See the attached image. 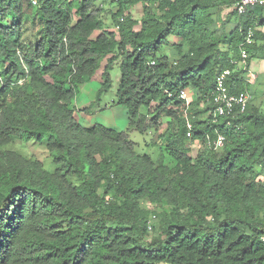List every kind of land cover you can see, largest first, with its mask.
Instances as JSON below:
<instances>
[{"label": "trees", "instance_id": "1", "mask_svg": "<svg viewBox=\"0 0 264 264\" xmlns=\"http://www.w3.org/2000/svg\"><path fill=\"white\" fill-rule=\"evenodd\" d=\"M25 2L0 0V264H264V89L233 63L250 27L248 65L264 59V7L28 0L30 13ZM115 64L128 126L83 125L76 111L95 112ZM226 68L230 93L252 98L223 116L213 95ZM100 72L95 101L78 109ZM130 131L157 134L158 155L137 153ZM17 141L47 150L52 166L8 148Z\"/></svg>", "mask_w": 264, "mask_h": 264}, {"label": "rangeland", "instance_id": "2", "mask_svg": "<svg viewBox=\"0 0 264 264\" xmlns=\"http://www.w3.org/2000/svg\"><path fill=\"white\" fill-rule=\"evenodd\" d=\"M25 3H26L25 4L26 11L31 13L32 10H31V7L28 6V0H26ZM28 12L26 13V17L28 16ZM134 12H135L136 17H140L142 14L141 6L139 5L138 7H136ZM31 19L32 18H28V21H27L26 29H27L28 33L35 32V31H33L34 26L32 25ZM104 64H105V62H104ZM111 73H112V79H113L112 87L107 92H105L102 95V99L100 101H97V104L95 106H93L95 109V112L100 113L99 111H96V108L98 110L99 106L105 107L102 110V111H105V110L109 109V108H106V106L111 107L113 105H116V104H114V100L116 99V89H117L119 77H120L119 64H115ZM98 78L97 77L93 78V80H92L93 82L91 83V84H94L95 82H97V84H98L97 91L101 87V72L98 75ZM83 91H84V88L82 86V87H80V90H79V93H78V96H77V99L75 102L76 105H77V103H80L81 97L84 98L82 96ZM260 91L262 92L263 90H260ZM96 94H97V92H96ZM95 98H96V95H95ZM95 98L90 103L94 102ZM262 104H263V111H264V101L262 102ZM88 105H90V104H88ZM88 105H86V106H88ZM116 110H117L116 113L112 114L114 116V120L116 121V125H114V126L109 125L106 122H102V123L105 125H108V126L116 127L118 129H125L128 126V120L124 117V115L122 114V111H120L118 109H116ZM85 114H87V113H83V112L79 111L77 114V119L83 125L86 126L87 123L85 122V120H86L85 118H87V120H91L88 122H93V117H92L93 115L92 116H90V115L86 116ZM103 114L105 117L110 115L111 121H113L111 112H109V113L103 112ZM97 120L103 121L104 119L102 118V116H100ZM97 120H95V121H97ZM93 124H94V122H93ZM164 127H165V125L163 126V128ZM163 128H162V130H163ZM152 134H153L152 132L141 133L139 131H130V138H131V140H133L136 143V152L137 153H139V154L150 153V154L154 155L155 157L158 155V153H159L158 148L153 146L154 145L153 142L155 141L157 134H153V135ZM8 148H12V149L21 151L23 154L28 155V156L38 157L39 159L46 162V165L48 167L52 166V164H50V157H49L48 151L43 149L42 147L32 143V142L24 143L21 141H17L15 144L8 145ZM145 205H148V203L145 202ZM148 207L152 208L149 205H148Z\"/></svg>", "mask_w": 264, "mask_h": 264}, {"label": "built area", "instance_id": "3", "mask_svg": "<svg viewBox=\"0 0 264 264\" xmlns=\"http://www.w3.org/2000/svg\"><path fill=\"white\" fill-rule=\"evenodd\" d=\"M34 4H38V0H32ZM259 6L264 7V0H238L235 3V8L239 15H244L248 12L252 7ZM118 29V26H116ZM254 41V28L250 27L246 33V37L242 43L241 48V59L239 61H233L234 64L239 68L249 69L248 65V57L249 54L246 50L247 45L252 44ZM233 70L231 68L223 69L219 72L216 78V86L213 95V103L215 106V114L216 115H229L232 113L235 108L241 109V111L246 110L252 95L249 92H242L240 94H231L229 87L227 85V80L231 76ZM251 75L253 79L257 77L252 71ZM179 99H184L187 103H189L190 95L186 89H181L178 95ZM188 132L187 135L191 136L193 133V127L191 122L187 123ZM215 148H220L224 145V137L219 135L215 141L211 143Z\"/></svg>", "mask_w": 264, "mask_h": 264}, {"label": "crops", "instance_id": "4", "mask_svg": "<svg viewBox=\"0 0 264 264\" xmlns=\"http://www.w3.org/2000/svg\"><path fill=\"white\" fill-rule=\"evenodd\" d=\"M238 1V0H237ZM236 3V2H235ZM255 13H256V16H259V15H261V12H260V8H254V9H252ZM232 11H235V4L233 5V6H231V7H229L228 9H226V13H230V12H232ZM263 13H264V11H263ZM225 15V19H227V27H228V29H231V28H233V27H235L236 25H235V21L237 22V20L235 19V15ZM236 14V13H235ZM237 15V14H236ZM256 28L257 29H261L262 31H264V25L263 26H260V25H258V26H256ZM250 69H251V71L255 74V75H258V74H261V78H260V80H261V83H260V85H259V91L260 90H263L264 89V59H262V58H253L251 61H250ZM100 74V73H99ZM98 74V75H99ZM98 75L96 76L97 78H98ZM99 79V78H98ZM93 81H90V82H88V83H86V84H84L83 85V88H84V91H83V93H82V96L84 97V98H82L81 97V101H80V103H77V107H78V109H81V108H83V107H85L86 105H88V104H90V102L91 101H93L94 100V98H95V95H96V92H97V89H98V84H97V82H95L94 84H91ZM106 108H109V109H107V110H105V111H102V110H100L99 112L100 113H98V112H94V113H91V114H85L86 116H92L93 117V122H94V124L95 123H102V122H106L107 124H109V125H116V121L114 120V116L112 115L113 113H116V109H118V110H120V111H122V114L124 115V117L127 119V120H129V115H128V110H127V108L126 107H124V106H122V105H118V104H116V105H113V106H111V107H108V106H106ZM102 111V112H101ZM78 112H79V110L78 111H76V113H75V116H76V118H77V114H78ZM103 112H107V113H109V112H111V115H112V118H113V121H111V118H110V115H108V116H104V114H103ZM83 113H85V112H83ZM100 116H102V118L104 119L103 121H100V120H97ZM86 120H85V122L87 123V125L86 126H91V125H93V122H88V121H91V120H87V118H85ZM95 120H97V121H95ZM100 121V122H99ZM106 126H108V125H106ZM108 127H111V128H115V129H118V128H116V127H112V126H108ZM118 130H122V129H118Z\"/></svg>", "mask_w": 264, "mask_h": 264}, {"label": "clouds", "instance_id": "5", "mask_svg": "<svg viewBox=\"0 0 264 264\" xmlns=\"http://www.w3.org/2000/svg\"><path fill=\"white\" fill-rule=\"evenodd\" d=\"M32 1V0H31ZM32 3H33V1H32ZM34 4V3H33ZM34 5H36V4H34ZM116 30H118V29H116Z\"/></svg>", "mask_w": 264, "mask_h": 264}]
</instances>
